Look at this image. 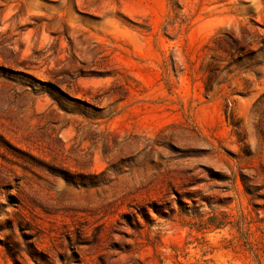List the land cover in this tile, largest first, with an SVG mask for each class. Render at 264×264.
Returning a JSON list of instances; mask_svg holds the SVG:
<instances>
[{
  "label": "rangeland",
  "instance_id": "1",
  "mask_svg": "<svg viewBox=\"0 0 264 264\" xmlns=\"http://www.w3.org/2000/svg\"><path fill=\"white\" fill-rule=\"evenodd\" d=\"M0 264H264V0H0Z\"/></svg>",
  "mask_w": 264,
  "mask_h": 264
},
{
  "label": "trees",
  "instance_id": "2",
  "mask_svg": "<svg viewBox=\"0 0 264 264\" xmlns=\"http://www.w3.org/2000/svg\"><path fill=\"white\" fill-rule=\"evenodd\" d=\"M214 219L216 220V218L210 219L207 223H204V225H207V226L213 225V226H217L219 228L220 226H218V224H216Z\"/></svg>",
  "mask_w": 264,
  "mask_h": 264
}]
</instances>
